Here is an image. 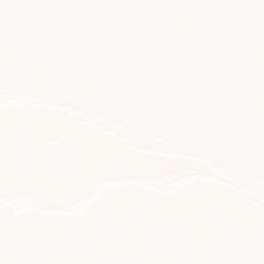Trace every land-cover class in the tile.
I'll list each match as a JSON object with an SVG mask.
<instances>
[{
	"label": "snow or ice",
	"instance_id": "1",
	"mask_svg": "<svg viewBox=\"0 0 264 264\" xmlns=\"http://www.w3.org/2000/svg\"><path fill=\"white\" fill-rule=\"evenodd\" d=\"M0 264H264V0H0Z\"/></svg>",
	"mask_w": 264,
	"mask_h": 264
},
{
	"label": "water",
	"instance_id": "2",
	"mask_svg": "<svg viewBox=\"0 0 264 264\" xmlns=\"http://www.w3.org/2000/svg\"><path fill=\"white\" fill-rule=\"evenodd\" d=\"M88 145L85 144L84 148L81 150L78 163L82 165H87L90 162V157L88 155ZM172 158H177L180 154H170ZM64 158V154L62 153L60 156V160L62 161ZM134 182L126 181V185H132ZM200 187L196 190H184L181 189L174 193H168L166 197L162 194H159L156 190L145 188L143 190L139 188L132 187L128 190L121 189L120 191L113 192L110 196L103 198L102 202L96 209L98 215H103L105 212L114 211L119 206H121L118 202L123 201L125 204H133L136 201H140L145 204H155L157 202L163 203H174L177 206L183 203H190L199 201L202 199H211L215 193L212 187V181L208 178H201L199 181Z\"/></svg>",
	"mask_w": 264,
	"mask_h": 264
}]
</instances>
